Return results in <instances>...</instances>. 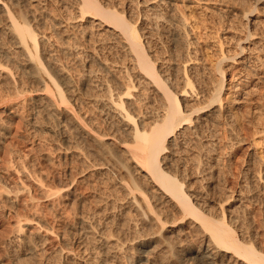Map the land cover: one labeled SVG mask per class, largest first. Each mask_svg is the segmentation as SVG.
Listing matches in <instances>:
<instances>
[{
  "label": "rangeland",
  "instance_id": "1",
  "mask_svg": "<svg viewBox=\"0 0 264 264\" xmlns=\"http://www.w3.org/2000/svg\"><path fill=\"white\" fill-rule=\"evenodd\" d=\"M102 1L110 6L114 3L116 5L114 6L117 8L122 6H126V8L129 7L127 9L126 18L132 25H136L139 35L142 37V40H144L146 52L150 58L152 57L151 60L156 62V66L163 67L164 69H162L166 72L169 71V73H167L171 75L169 76L171 77V85H175V87L182 86V84L179 86L177 83L181 81H179V79H182L184 75L187 76V78L189 77L192 83L189 88L193 89V92H204V94H202L204 96L200 98V100H203H199L198 102L206 104V101H209L210 95L213 93V84H215L214 82L217 81L218 77L217 62L222 59V57L232 58L233 56L236 58L237 63L230 58V60L228 62L226 61L222 66L226 71V83L222 95L223 104L226 106L228 103L232 102L233 113L235 112L234 115H236V117H233L232 122L224 115H220L216 118L218 122H214L210 119L208 124H204V126L201 127L198 138L196 137L197 135H188V137L186 134L185 138L178 136L177 140H179V142L176 141L178 143H173L169 146L170 151L164 155L165 161L163 163H165L164 168H166L169 173L176 176L179 180H181V178L186 180V190L193 194V196L195 195L194 197L196 198H193V200L197 203L198 207L200 206V210L204 211L209 217L220 220L222 217V208L226 217L225 222L228 226L233 228L238 239L245 245H253L257 251L264 255V0H206L204 2L190 0V2L180 3L177 8V13L183 14L188 24L186 37L189 39V42L186 44L188 46L185 45L187 49L182 43L175 42L173 31L176 25L174 21L168 18L169 9L165 4L159 6L156 15V13L149 12L147 8L152 0H109L108 3L107 0ZM144 1L147 3H144ZM159 1L161 0H153L152 2ZM0 3L1 5H5L7 10H9L21 24H29L34 30V33L45 38V42L40 43L39 57L44 64V68L48 72H50L51 69L50 75L53 76L56 73L54 72L56 67H58L60 69L62 68L63 71L65 70L64 72L68 74L69 81L71 80V85L67 86L62 85L64 83L60 81V87H62V90L64 89L63 91H66L64 92L66 98L70 99H68L70 104L67 107L69 113L67 112L66 115L65 113L62 114L61 111L59 112V110L55 108L56 103L57 106H62L58 103L56 94H54L55 92L51 94L53 95L51 96L53 100H49V104L47 103L48 99L40 101L41 96H43L44 87L32 80H28L26 77L27 74H25V76L23 75L24 73L20 70L21 67L19 66L20 64H25L26 56L24 53L20 52V49H17V45L14 42H10L11 40L4 34L3 30L6 21H4L5 17L1 16L0 47L13 54L12 58L15 62H10L9 64L8 61L2 58L1 61L5 66H10L11 69L8 68L9 71H11L14 76L16 74L15 77L18 81L21 80L19 89L20 91L23 90L24 94L16 96L12 94L10 89L7 91L8 89L4 88L7 86L6 83H8V81L6 83L4 81V73L2 78L0 77V83L2 84H0V93L3 92V95H1L2 93L0 94V96H3L0 99V116L2 115L5 117L6 114L12 115L15 122L13 127H16L15 125H17V122L22 121L23 123L21 122L20 124L22 132L21 140L25 141L27 144L35 145L36 148L38 145L39 149L41 147L40 150L38 148V150L36 149V153L38 151L40 152L32 155V157L34 156L33 158L30 157V160L32 159V162H34L32 163L29 161V166L26 165V170L29 168L27 172L33 170L30 172V175H32L34 179L39 175L37 179H40L42 176L46 179L53 170L51 173L56 171L55 174L58 173L59 177H61L60 181L73 180L74 184L71 188L76 189L79 193H76L78 199L75 204L70 203L68 206L62 204L63 207L61 206L60 208H58L59 206H55L57 209L48 205V210H46L52 221L50 223L53 224L55 228H59H57V231L53 234L54 238L57 237L58 241L65 243L64 245L68 248L72 247V251L70 248H66V250H69V254L67 253L69 256L66 255L65 260L57 261L58 259L53 257L45 260L41 259L40 256H24V253L20 256V260L19 257L15 259L14 256L15 254L17 255L18 252L16 253L14 251L20 249L18 246L16 247V245V248L14 247V244L10 241L11 239L9 240L11 234L8 233V236H4L5 239L3 237L0 241V263L209 264L203 255L205 241L202 243L203 238L201 234L195 231L197 228L195 227L192 217L183 216L182 213L178 211L175 212L176 210L171 208V206H169L168 210H163L165 206L159 198L161 197L160 190L158 191V189L154 187L150 179L147 181H143L144 179H142V183L140 182V184L144 192H147L146 195L148 198L152 199V204L155 205L163 215L157 218L156 216L153 217L144 207L141 211V208L138 210L140 207L138 203L140 202L143 204L141 200L142 194L136 191L137 204L135 202L133 203V199L131 198L132 184H129L131 182L128 180L127 174L124 173L128 172L122 170L120 166L121 163L119 162V159L123 155L121 154L122 150L120 146L117 145L119 144L118 140L126 139L122 131L123 128L116 125L119 127V130L122 129L120 132L117 130V133L119 132L121 134L123 132L121 136L117 135V127L114 126L115 121L113 122L110 116L108 117L109 119L107 118L110 122L108 120L105 121V117L103 118L99 115L101 107L97 106L95 100L100 98L102 94V96L106 98V93H108L102 90L103 84L112 88L110 91L113 96H116L124 93V86H128L130 80L134 82V84H137V88L140 81V91L145 94L148 91L146 96L147 100H150H148L149 102L145 100L146 102L143 103L144 105L146 103V105L149 103L151 104H149L151 107H145H149L148 109L153 111L156 105H158V94L154 93L155 91H152L153 88L149 85L147 86V83H144L146 80L140 77V79L138 78L136 74L138 71L133 65V57H131L132 55L128 52L127 48L124 47V42L106 31V29H108L107 27L104 29L96 27L90 29L88 18H85L81 22L80 18L76 19L78 15L75 10H72L69 0H0ZM130 3H133V5ZM240 4L245 6L244 13L242 12L243 8L242 10H237L236 8L237 6H241ZM32 14H35V19L32 18ZM166 18L168 21H166ZM248 20L250 21L249 24L247 23ZM82 26H85L87 29ZM250 32L253 36H248ZM242 38H244L243 41L245 42H241V44L246 47V50L244 55L239 58L236 53H239L238 41ZM243 59L245 61L244 65L241 64ZM6 62L8 64H6ZM124 69H127V71H124ZM135 71L137 72L135 73ZM127 72L128 74H125ZM90 73L92 74L90 75ZM56 75L57 74L53 77L56 78ZM125 75L127 78H125ZM22 77L23 79H19ZM25 77L27 79H25ZM130 77H134L137 81L135 82V79H131ZM92 79H94L93 84L91 82ZM175 80H178V82ZM241 82L243 84L245 82V84L243 85ZM3 83L5 86H3ZM142 83L146 86L145 89H149H143L145 86H141ZM233 85L237 86L232 87ZM72 86H74V88ZM1 87L6 89V91ZM98 87H101V89H98ZM109 87H107V90H109ZM178 87L175 89L178 90ZM237 87H239V90ZM7 88H10V84ZM50 88L52 92L55 90L53 86ZM100 90L102 92H100ZM132 91H134L133 93L135 95L138 94L137 90ZM149 91H152V94L149 93ZM95 96L98 97L95 98ZM150 96L154 97L151 98ZM103 97L101 98L103 99ZM37 101V104H40L39 106L41 107L36 104ZM23 102H25V104ZM202 103H199V106L204 105ZM23 104L27 108L24 107ZM93 105H95V108ZM42 107H44L43 111L41 110ZM46 108L53 110L51 112L49 110L51 114L48 112V116L46 115L48 114L46 113L48 111V109L45 110ZM214 109L215 108H212L211 112H213ZM31 110L34 112H41H39V114L31 112ZM36 114H39V116H37L40 118L35 117ZM102 115L105 116L103 113ZM52 116L53 118H50ZM101 117L103 119H101ZM74 118L83 121L87 125V129H91L92 131L94 129L95 131L93 132L98 135L99 133H101L100 135H103V133L107 136L109 135V137H106L107 139H105V137V140L102 139L105 143H108L106 145H108V148L110 147L109 149L113 151V147L115 151L108 153L110 151L106 148L107 153L102 154V152L94 146L95 144L91 142L90 138H88V142L82 139L79 134L74 131L73 125L71 124V120H74ZM33 119H36L35 121L39 122V124L36 122L34 123ZM37 119L39 121H37ZM96 119L100 122L102 121V124L104 120V125L101 127L102 124ZM29 122L33 123L30 124ZM111 122H113V124ZM97 123L98 125H96ZM105 124L109 125L107 126ZM70 127L72 128L70 129ZM108 129H112L113 131H109ZM67 136L68 138H66ZM114 137L118 140L114 139ZM193 137H196V139ZM67 139L70 142H68ZM187 139L189 141H187ZM78 144H80V147L83 146L82 149L84 151L81 148L79 149L77 146ZM40 145L44 146L42 147ZM70 146L73 147V149L70 148ZM75 146L78 148L75 149ZM79 150H81V152ZM112 153H115L114 155L117 156V158L120 156V158L115 161L117 158L113 159L114 155ZM10 156L12 161L9 168L11 167V169H14L18 166L17 164L20 163V165H22V162L19 161L22 159H18L16 156L15 158L13 154H10ZM123 158L124 157L121 159ZM126 159L125 157L122 162H126V165L128 164L127 166H130L131 171L135 170L134 166L132 167L133 163L128 159L125 161ZM18 161L20 163H18ZM39 162L42 164L40 165ZM43 164L46 165L44 166L45 171L51 167V171L48 170V174L44 173ZM93 165L96 166L93 167ZM2 169L0 168V175L6 174V170L4 171V169ZM122 173H124V178L121 176ZM132 173L135 174V176L137 175L136 178H143L144 175L140 170L132 171ZM50 178L45 180L42 177V181L45 180V184L44 182L43 184L45 186L46 184H51L49 187L52 188L48 189L55 191L57 189V187H55L57 184H54L55 182L52 183V179ZM125 178L129 183L127 182L126 184ZM26 205L27 211L25 210L26 213L24 212L22 218L24 217V219L36 222L34 220L35 218L38 219L41 215L40 211L35 206H32L31 202H27ZM143 209L148 212L147 217L146 214L144 217V213L147 212ZM37 210L39 213H37ZM1 211L0 203V218H2L0 222V235L3 236L4 228L5 230L8 228V219L2 216L3 214ZM25 216L27 218H25ZM48 216L47 218L49 219ZM151 219L153 220L151 221ZM46 238L43 229L42 232L35 231V233L33 232L30 236L31 243H33V247H35L37 251L41 250V248L46 245L44 243ZM2 249H6V251ZM231 255L232 254H228V256L224 258V260L219 261L218 264H242V261ZM36 258L39 260L36 261Z\"/></svg>",
  "mask_w": 264,
  "mask_h": 264
},
{
  "label": "bare ground",
  "instance_id": "2",
  "mask_svg": "<svg viewBox=\"0 0 264 264\" xmlns=\"http://www.w3.org/2000/svg\"><path fill=\"white\" fill-rule=\"evenodd\" d=\"M69 1H70V6L72 7V10H75L77 15H78L76 17V19L77 18L81 19L80 22L83 21L85 18H88L89 19L88 25H89L90 29L91 28L93 29L95 27L100 28V29L101 28L104 29L107 27L108 29H106V31H108L110 34L114 35L120 41L124 42L125 46L124 45L123 46L127 48L128 52L132 55L131 57H133V61H134L133 65H134V68L137 69V71H138V72L135 71V73L137 72L136 74L138 75V78L140 77V78L146 80L145 82L144 81L143 82L145 84L147 83L146 84L147 86L149 85L151 88H153V90L152 89L151 90L155 91L154 93L158 94V96H159L158 105H156L155 110L152 111V110L148 109L149 107H151V106H149L150 103L148 105H146L147 103L145 105L143 103V102H146L145 100H147L146 94L148 91L146 92V94L143 93L142 91H140V89H141V88H139L140 81L138 84V88H139L138 89L136 86L137 84L136 83L134 84V82H131V80H130L129 85L124 86V88H125L123 91L124 93L120 94V92H119L120 95H116V96L114 95L113 96L112 92L110 91V90H112V88L103 84L102 90L108 92V93L105 92L106 98H105V96L104 97L102 96L103 94L100 95L101 97H103V99L99 96V94H98V96L101 99L98 98L95 100L93 98L95 100V103H97V106L101 107V110H99V111H101L103 114H105V116H103L102 113L100 112L99 115H101L103 118L105 117L104 118L105 121L108 120L109 119L108 117L110 116V118L113 120V122L114 121L116 122V124L114 122L115 127H117L116 125H119V126H121V128H123V130L122 129L119 130V127H117L118 129L116 128V133H117V130H119V132L122 130L124 132V136L126 137V139L118 140L117 138H115L116 135L114 137V139L119 141V144H117V143L116 144L119 145L121 150H122L121 154L123 155L122 157H124L123 159H125V157H126L130 162L133 163L132 167L134 166L136 171L140 170L142 173H144L143 178H141V177L136 178L137 175L135 176V174L132 173V171L134 172L135 170L131 171L130 166L128 167L127 166L128 164L126 165V162L125 163L122 162V161H124L123 159H121L122 157L121 158H120V156L118 157V158H120L119 162L121 164L119 162L118 163L122 167L123 171L125 170L128 172V173H126V172H124V173L127 174L126 176L129 178L128 180L131 183H129L126 178H125L126 181L125 180L124 181L126 182V184H127V182L130 185L132 184V188H131L132 197L131 198L133 199L132 200L133 203L135 202L137 204V200H136L137 197L135 195V192L139 191L142 194V197H141L142 199L141 198L140 199L142 200L143 204H141L140 202H139L140 204L138 203V206H140L138 208V210L141 208L140 209V211H141L142 208L144 207L145 209H147L150 212V214L153 217L156 216L157 218H159V216L163 215L157 209V207L152 204V202H151L152 199L148 198V196L146 195L147 192L146 191H145L146 193L144 192V190L140 184V182L142 183V179H144L143 181H147L150 179V181L154 184V187H156L158 189V191L160 190L161 197H159V198L162 200V203L165 206V209L163 208V210L166 211V210H168L169 206H171V208H174V210H176L175 212L178 211V212L182 213L183 216L186 215V216L192 217V220L195 223V227L197 228V230H195V231H198L201 234V236L203 238L202 243H203V241H205V244H204L205 246L203 248V255H204V258L207 260V263L218 264V262L224 260V258H226L228 256V254H232L231 256L242 261V264H264V255L262 253H260L259 251H257L253 245L243 244L238 239L233 228H231L230 226L227 225V223L225 222L226 217H225L223 209L221 208V210H222L221 216L222 217L220 220H215L212 217H209L208 215H206V213H204V211L200 210V208H199L200 206L198 207L197 203L193 200V198H196V197H194L195 195L193 196V194L189 193L188 190H186L187 189V186H185L186 180L182 179V178H181V180H179L176 176L169 173L166 170V168H164L165 163H163L165 161L164 155L170 151L169 146L172 145L173 143L179 142V140H177L178 136L185 138L186 137L185 135L187 134V136L188 135L189 136L190 135H195V136L197 135L196 137L198 138L200 135L199 132H200L201 127L204 126V124H208L209 123L208 121L210 119L213 120L214 122H218L216 118L220 115H224L227 119L230 120V122H232L233 117L234 116L236 117V115H234L235 112L233 113V106H232L233 103L232 102L228 103L225 106L223 104V98H222V95H223L224 89H225V83H226V81H225L226 71L224 68H222V66L226 61L228 62L231 57L230 58L222 57V59H220L216 64L217 65V71H218V73H217L218 77H217V81L214 82L215 84H213L214 85L213 93H212V95H210L211 97L209 96L210 97V99L208 98L209 101L208 100L206 101L208 104L206 102H205L206 104H204L202 102H198L200 100V98H202L204 96V95H202V94H204V92H202V93H201V91L200 92H193V89L189 88V86L192 84L191 81L189 80V77L187 78V76H185V75L183 77L181 76L182 79L180 78L179 81L180 80L181 81L177 84L179 86H180V84H182L183 87L182 86H180V87L176 86L175 87V85L174 86L171 85V82H170L171 77H169L171 75L168 74L169 71H167L168 72L167 73L165 70H163L164 69L163 67L156 66V64H155L156 62H154V60L153 61L151 60L152 57L150 58V56L147 54L146 48L144 45V40H142V37L139 35V32H138L136 25H132V23H130L128 21V19L126 18L127 9L129 7L126 8V6L123 7L121 5L122 7L117 8V7H115L116 5L114 3L112 6H110L109 4L107 5L106 3H103L102 0H69ZM108 1L109 0H107V3H108ZM188 1L190 2V0H161L159 2H154V3L150 2V4L148 3L149 5L147 7L148 11L152 12L154 14L156 13V11L158 12V8L160 5L165 4L168 7V9H169L168 18L170 20L174 21V23L176 25V28L173 31V36L175 38V42H178V43L180 42V44L182 43L183 46H185L189 42V39L186 37V30L188 29V24L186 22L187 19L185 18V16H183V14L181 15V14L177 13V8L179 7L180 3L183 4V3H186ZM198 1L204 2L206 0H198ZM144 3H147V2L144 1ZM130 4L133 5V3H130ZM240 5L241 6H237V7L235 6V7L237 8V10L238 9L242 10V8H243L242 12L244 13L245 6L242 4H240ZM251 12H253V11H251ZM156 15H157V13H156ZM1 16H4L5 17L4 21H6V23L4 25L5 28L3 30L4 34L6 35L7 38H9L11 40L10 42H14L17 45V49H20V52L24 53L26 56V59H25L26 61L24 60L25 64H23V65L20 64V66H19V67H21V69L20 68L19 69L22 70L24 74L22 72L21 73L24 76H25V74H27L26 77L28 78V80H32L35 83H38L42 87H44L43 88V94H42L43 96H41L40 101H43L44 99L45 100L48 99L47 103L49 104V100L50 101L53 100L51 98V96H53V95H51V94L55 92L54 94H56L58 103L60 105H62L61 107H59V106H57V103H56L55 108H57L59 110V112L61 111L62 114L65 113V115H66L67 112L69 113V111L67 110V107L70 104V101H69L70 99L68 98L69 99L68 100L66 98V95L64 93L66 91H63L64 89L62 90V87H60V85H61L60 81L62 83H64L62 85L67 86V85H71L70 84L71 80L69 81L68 74H66L64 72L65 70L63 71L62 68L60 69V68L56 67V69L54 71V72H56L55 74H57L56 78H54L55 74L53 75L54 77L50 75L51 69H50V72H48L44 68V64H43L41 58L39 57V47H40L41 42H45V40H44L45 38L40 37L39 35L34 33V30L30 27L29 24H28L29 26L27 24H25V25L21 24L11 14V12L9 10H7L6 6L1 5V3H0V17ZM165 17H167V16H165ZM32 18L33 19L36 18L35 14L32 16ZM149 18H151V17H149ZM158 18H159V16H158ZM166 21H168V19ZM77 22H79V21H77ZM155 22H156V20H155ZM247 23L249 24L250 21L248 20ZM82 27H85V26H82ZM85 28H83V29H85ZM150 28H152V27H150ZM88 32H89V30H88ZM248 36H253V35H251V32H250L248 34ZM243 39L244 38L239 39V41H238L239 42V44H238V49H239L238 52L239 53H236V54L238 55L239 58L244 55L245 50H246L245 49L246 47L241 44V42H245V41H243ZM186 46H188V45H186ZM186 49H187V47H186ZM49 52H51V51H49ZM128 52H126V53H128ZM240 54H242V55H240ZM12 57H13V54L7 52L2 47H0V68H1L0 69L1 70L0 77L2 78V75L5 73L6 78L4 75V81H5V83L8 81V83H6L7 86L4 88L8 89L7 91H9V89H10V91H12L13 95L15 94L16 96H19L20 94H24L23 93L24 91L23 90L20 91V89H19L20 88L19 83L21 82V80L18 81V79L15 77L16 74L14 76V74L11 73V71H9L8 68H10V66H8V65L5 66L4 63H2V61H1V58H2L4 60L8 61L9 64H10V62L13 63V62H15V60ZM231 60L236 62V58L233 56H232ZM186 62H187V60H186ZM244 62L245 61L243 59L241 61V64L244 65ZM6 64H8V63L6 62ZM127 69L126 70L124 69V71H127ZM247 69H245V70H247ZM133 71H134V69H133ZM242 71H243V69H242ZM128 72L125 74H128ZM248 73H250V72H248ZM91 74L92 73H90V75ZM129 75H130V73H129ZM26 77H25V79H27ZM125 78H127L126 75H125ZM130 78L135 79L134 77H130ZM19 79H23V77L19 78ZM86 79H87V77H86ZM58 80H59V82H58ZM93 80L94 79H92V81H91L92 84H93ZM243 80H244V78H243ZM23 81H25V80H23ZM136 81L137 80L135 79V82ZM175 81L178 82V80H175ZM240 81H242V80H240ZM9 84H10V88H7ZM87 84H88V82H87ZM244 84H245V82H244ZM237 85H233L232 87H236ZM3 86H5V84ZM52 86L55 88V90H53V92H52V89L50 88ZM141 86H145V85H143V83H142ZM172 86H173V88H172ZM72 87L74 88V86H72ZM107 87H109V90H107L108 89ZM174 87L175 88L178 87V90L175 89ZM1 88L3 89V87H1ZM145 88H146V86L143 89H145ZM6 89H3V90L6 91ZM95 89H97V88H95ZM98 89H101V87L100 88L98 87ZM121 89H122V87H121ZM148 89H145V90H148ZM237 89L239 90V87H237ZM132 90H137L138 94L135 95L133 93L134 91H132ZM100 92H102V91L100 90ZM121 92H122V90H121ZM151 92L149 91V93H151ZM1 93L0 94L3 95V92H1ZM9 93H11V92H9ZM233 93H235V92H233ZM231 95H232V92H231ZM98 96H95V98H97ZM154 96H152V97H154ZM2 97L3 96H0V99ZM148 97H149V95H148ZM155 99H156V96H155ZM201 100H203V99H201ZM232 100H234V99H232ZM23 103L25 104V102H23ZM37 103H38V101L36 102V104ZM199 103H202L204 105L199 106ZM154 105H153V107H154ZM45 106H47V105H45ZM94 106L95 105H93V107ZM145 106L146 107L149 106V107L146 108ZM17 107H19V106H17ZM24 107H26V106L24 105ZM39 107H41V106H39ZM39 107H37V108H39ZM53 107H54V105H53ZM32 108H34V107H32ZM212 108H215L213 112H211ZM21 109H22V107H21ZM43 109H44V107L41 108L42 111H43ZM47 109L48 108H46L45 110H47ZM36 110H38V109H36ZM45 110H44V114H45ZM49 110L50 109H48V111L46 113H48ZM51 111H53V110L51 109L50 112ZM31 112H34V111L31 110ZM39 112H41V111H39ZM39 112H34V113H39ZM49 113L46 115L48 116ZM39 114H36L35 117H38ZM58 115H59V113H58ZM102 117H101V119H103ZM38 118H40V117H38ZM42 118H43V116H42ZM50 118H53V116ZM35 120H34V123L36 122ZM96 120H98V119H96ZM104 120H103V124H102V121L100 122L98 120L102 124L101 127L104 125V122H105ZM229 120H228V122H229ZM17 121H19V120H17ZM37 121H39V120L37 119ZM71 121H72L71 124L73 125L74 131H76L82 139H84L88 142V140H89L88 138H90L91 142L93 144H95L94 146L97 147L98 150L102 152V154L107 153L106 148H108V145H106V144H108V143H105L104 140L107 139L106 137H109V135L107 136L104 133H103V135H100L101 133H99V135H98L97 133H94L93 132V131H95L94 129H93V131L91 129H87L86 128L87 125L83 121H81V120L79 121V119H77V118H74V120H71ZM13 122H14V118L10 114H6L5 117H3L2 115L0 116V168L1 169L3 168L4 171L6 170V174L0 175V191H2V192H0V199H1L0 203H1V209H2L1 212L3 214L2 216L6 217L8 219V226H7L8 228L6 230L4 228V233H3L4 235L3 234H2L3 236L0 235L1 236L0 241L3 239L4 236L5 237L8 236L7 235L8 233L11 234V238L8 237L9 240L11 239L10 241L14 244V247L16 245V247L18 246V248L20 249L18 251H14L16 253L18 252L17 255L15 254L16 257L14 256L15 259L19 257V260H20V256L24 253V256L25 255H29L30 257H35V256L39 257L40 256L41 259H45V260L46 259L48 260V258L50 259V257L58 259L57 261L65 260L66 255L69 254V252H68L69 250H66V248L69 249L70 247L68 248L66 245H64L65 243L58 241L57 237L54 238L53 234H55V232L57 231L56 229L58 227L55 228L53 226V224L50 223L52 221H51V218L48 216L46 210H48L47 209L48 205H51L53 207L59 206L58 208H60L61 206L63 207L64 204L67 206L70 205V203L75 204V202L78 199L77 195H76V193H78V191L74 188H71L72 185L74 184L73 180L72 181L71 180L70 181H68V180L67 181L66 180L60 181L61 177H59L58 173L57 174H58L59 178L57 177V174H55L56 171L54 173H51L53 171V170L52 171L50 170L51 167H50V169H48L49 171H51L50 176L48 175L46 177V179L44 178V176H42V175L41 176L45 180H47V178L51 177L50 179H52L51 180L52 183L55 182L54 184H57L56 186L54 185L55 187H57V189L55 188L56 189L55 191L48 189V188H52V187H49L51 185L50 183H49L50 185H47V184H46V186L44 185L45 180L42 181L43 180L42 177H40L41 180L37 179V177L39 178L40 175L34 179L33 176L30 175L31 174L30 172H32L33 170H31L30 172H27V170H29V168L26 170V165L29 166L28 165L29 161L32 162V159L30 160V157H32V155H34L36 153V149L39 147V145L36 148L35 145H33V144L30 145V144H27L25 141H22L21 140L22 139V137H21L22 132H21V126H20L22 121L17 122L16 123L17 125H15L16 127H13L14 126L13 124H15V122L14 123ZM93 122H94V120H93ZM113 122H111V123L113 124ZM29 123L32 124L33 122L32 123L29 122ZM36 123L39 124V122H36ZM202 123H203V125H202ZM229 123H228V125L230 126ZM220 124H221V122H220ZM232 124H234V123H232ZM96 125H98V123ZM105 125H107V124H105ZM69 126H71V125H69ZM71 128L72 127H70V129ZM98 129H100V128H98ZM108 130L111 131L112 129H108ZM96 131H98V130H96ZM119 132L117 133V135L121 136V134L123 132L121 134ZM53 133H55V132H53ZM104 137H105V139H104ZM196 137H193V138L196 139ZM66 138H68V136ZM190 138H192V137H190ZM190 138H189V140H190ZM185 140H184V142H185ZM189 140L187 139V141H189ZM176 141H178V142H176ZM68 142H70V141L68 140ZM87 142H86V145H87ZM38 144H40V143H38ZM79 145L80 144L77 145L79 147V149L80 148L82 149L83 146L80 147ZM40 146H42V145H40ZM70 148L73 149V147H71V146H70ZM74 148L77 149L76 146ZM40 149H41V147H40ZM112 149H113V151L111 149H109L110 152H108V153H111V151L112 152L115 151L113 147H112ZM79 151L81 152V150H79ZM38 152H40V151H38ZM10 154H13L14 157L16 156L18 159H22V160H19L20 162H22V165H20L21 163L18 161V163H20V164H17L15 162L18 166H16L14 169L13 168L11 169V167L9 168L10 163L12 161L11 160L12 155L10 156ZM112 154L114 155L115 153H112ZM116 154H117V152H116ZM114 156H113V159L117 158V156H115V157ZM110 157H112V156H110ZM118 158L115 161H117ZM127 159L125 161H127ZM167 159H168V157H167ZM36 162H37V160H36ZM39 164H40V162H39ZM44 166H46V165H44V164L42 165L43 169L45 168ZM95 166L96 165H93V167H95ZM33 167H35V166H33ZM47 168H49V167H47ZM48 170H46L47 172L45 171V169H44L45 172L43 170L42 171L44 173L48 174L49 173ZM124 173L121 174L122 178L125 177L123 175ZM35 175H36V173H35ZM120 180H122V179H120ZM43 182H44V184H43ZM27 202L28 203L31 202L32 206H35L41 213V215H40L41 217L38 214H36L40 217V218L38 217V219L35 218L34 221H36V222L30 221L28 219H24V217L22 218V216H24V212L26 210ZM71 206H73V205H71ZM35 207H33V208H35ZM162 207H163V205H162ZM166 207H167V209H166ZM55 209H57V208L55 207ZM145 209H143V210H145ZM39 211L37 213H39ZM208 213H210V212H208ZM42 214H43V216H42ZM145 214L147 217L148 212L144 213V217H145ZM47 216L49 217V219L47 218ZM35 217H37V216H35ZM25 218H27V217L25 216ZM1 219L2 218H0V222H1ZM30 219H33V218H30ZM152 220L153 219H151V221ZM154 222H155V218H154ZM42 229L44 230L46 237H47L44 241V243L46 245L43 244L44 246L41 248V250L37 251L36 248L33 247V243H31L32 241L30 239V236L33 232L35 233V231L36 232L37 231L42 232ZM199 233H198V235H199ZM183 234H184V232H183ZM5 237H4V239H5ZM99 240H100V238H99ZM4 242H6V241H4ZM2 246H4V245H2ZM9 246H10V244H9ZM3 251H6V249ZM71 251H72V249H71ZM203 255H202V257H203ZM11 258H12V256H11ZM14 258H13V260H14ZM37 260H39V259L36 258V261ZM38 264H40V263H38Z\"/></svg>",
  "mask_w": 264,
  "mask_h": 264
}]
</instances>
